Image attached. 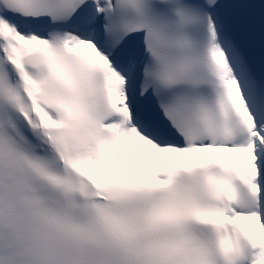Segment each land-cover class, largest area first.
Listing matches in <instances>:
<instances>
[{
	"label": "snow or ice",
	"instance_id": "1",
	"mask_svg": "<svg viewBox=\"0 0 264 264\" xmlns=\"http://www.w3.org/2000/svg\"><path fill=\"white\" fill-rule=\"evenodd\" d=\"M0 264H264V0H0Z\"/></svg>",
	"mask_w": 264,
	"mask_h": 264
}]
</instances>
